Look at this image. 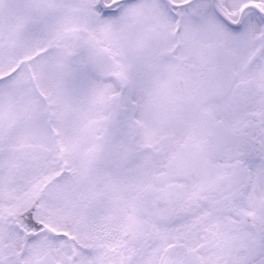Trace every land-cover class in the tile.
I'll use <instances>...</instances> for the list:
<instances>
[{"label": "snow or ice", "instance_id": "snow-or-ice-1", "mask_svg": "<svg viewBox=\"0 0 264 264\" xmlns=\"http://www.w3.org/2000/svg\"><path fill=\"white\" fill-rule=\"evenodd\" d=\"M0 264H264V0H0Z\"/></svg>", "mask_w": 264, "mask_h": 264}]
</instances>
